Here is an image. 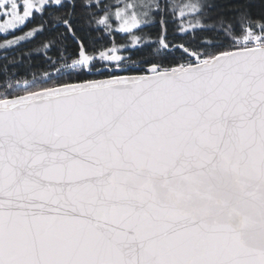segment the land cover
Segmentation results:
<instances>
[{"label": "snow or ice", "instance_id": "6c2138e0", "mask_svg": "<svg viewBox=\"0 0 264 264\" xmlns=\"http://www.w3.org/2000/svg\"><path fill=\"white\" fill-rule=\"evenodd\" d=\"M0 34L46 66L0 59V264H264V0H0Z\"/></svg>", "mask_w": 264, "mask_h": 264}, {"label": "trees", "instance_id": "16d2710c", "mask_svg": "<svg viewBox=\"0 0 264 264\" xmlns=\"http://www.w3.org/2000/svg\"><path fill=\"white\" fill-rule=\"evenodd\" d=\"M34 24L35 21L29 23L26 28H23L22 31H18L16 33L27 31L31 29L34 26ZM157 30L158 29L155 26H149L148 28H145V31H151L153 34H155ZM169 32L171 33V25H169ZM179 38L180 36L177 37V40H179ZM2 39H3V35H0V41ZM41 39L42 37L37 36L34 39L31 38L30 40L23 42L22 44L12 47L8 50L0 51V59L3 58L5 51H7L9 59L12 58L16 59L17 63L10 65L11 72L15 73V77H14L15 79L31 80L33 73L39 75L42 71L45 70L46 66L43 64V60L40 55L36 53H32L30 58L27 55H21V53H29L32 48L38 45ZM115 40L117 42H122L121 35L119 34L116 35ZM135 55L136 54L134 53L133 58H135ZM48 70L53 71L52 69H48ZM96 78H100V77H96ZM4 80L5 78L0 76V87H2ZM21 87H24V85L21 84Z\"/></svg>", "mask_w": 264, "mask_h": 264}, {"label": "rangeland", "instance_id": "374dc122", "mask_svg": "<svg viewBox=\"0 0 264 264\" xmlns=\"http://www.w3.org/2000/svg\"><path fill=\"white\" fill-rule=\"evenodd\" d=\"M16 35H22L23 34V32H21V33H15ZM0 35H2V34H0ZM9 38H11V37H9ZM31 38H29V40H30ZM3 40V39H2ZM2 40L0 41V42H2ZM23 42H21V44H22ZM13 47H15V46H13ZM8 50V49H7ZM0 51H4V50H0ZM53 74L55 75V73H54V70H53Z\"/></svg>", "mask_w": 264, "mask_h": 264}]
</instances>
